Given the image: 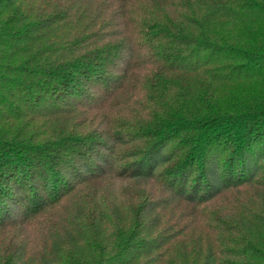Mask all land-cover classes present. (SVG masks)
<instances>
[{
	"label": "trees",
	"instance_id": "1",
	"mask_svg": "<svg viewBox=\"0 0 264 264\" xmlns=\"http://www.w3.org/2000/svg\"><path fill=\"white\" fill-rule=\"evenodd\" d=\"M0 264H264V0H0Z\"/></svg>",
	"mask_w": 264,
	"mask_h": 264
},
{
	"label": "rangeland",
	"instance_id": "2",
	"mask_svg": "<svg viewBox=\"0 0 264 264\" xmlns=\"http://www.w3.org/2000/svg\"><path fill=\"white\" fill-rule=\"evenodd\" d=\"M123 188H124L123 183H120V182L113 183L112 188H111L112 195L116 196L120 192V190Z\"/></svg>",
	"mask_w": 264,
	"mask_h": 264
}]
</instances>
